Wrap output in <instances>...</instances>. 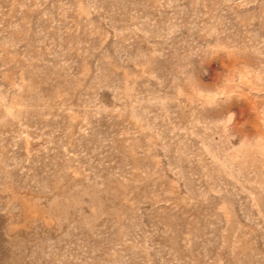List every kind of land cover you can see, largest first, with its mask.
<instances>
[{
  "label": "rangeland",
  "instance_id": "obj_1",
  "mask_svg": "<svg viewBox=\"0 0 264 264\" xmlns=\"http://www.w3.org/2000/svg\"><path fill=\"white\" fill-rule=\"evenodd\" d=\"M0 264H264V0H0Z\"/></svg>",
  "mask_w": 264,
  "mask_h": 264
}]
</instances>
